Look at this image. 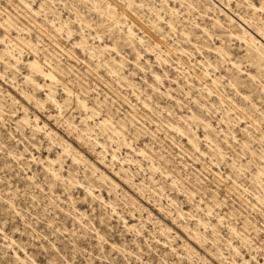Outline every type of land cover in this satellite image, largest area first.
Returning <instances> with one entry per match:
<instances>
[{
	"label": "rangeland",
	"instance_id": "obj_1",
	"mask_svg": "<svg viewBox=\"0 0 264 264\" xmlns=\"http://www.w3.org/2000/svg\"><path fill=\"white\" fill-rule=\"evenodd\" d=\"M0 23L25 39L18 70L0 41V264H264V0H0ZM34 59L58 81L26 84ZM62 143L54 181L31 156Z\"/></svg>",
	"mask_w": 264,
	"mask_h": 264
},
{
	"label": "bare ground",
	"instance_id": "obj_2",
	"mask_svg": "<svg viewBox=\"0 0 264 264\" xmlns=\"http://www.w3.org/2000/svg\"><path fill=\"white\" fill-rule=\"evenodd\" d=\"M253 9L256 10L257 8L255 6H253ZM0 25L3 26L6 31L10 32V28H7L2 23H0ZM244 32L246 34V31H244ZM127 37H129V39H135L136 38L135 40H137L138 43H140V44L143 43V39L141 37L140 38L136 37V35L133 32L132 28H129ZM11 38L12 37H10L8 35H5L4 37L0 38L1 43L4 44L5 47H6V49L3 50L2 53H1L2 57H6L7 58V59H4V60L2 58L1 59L4 62L5 69L18 70V66H19L21 58L17 57L16 53L14 54L13 51H16L17 49L12 50L11 49V44L15 40L23 43L25 39L22 38L20 34H18L16 39H11ZM7 41H9V43ZM245 42H246V45H247V48H246L247 49V55L246 56L252 61V64L254 66H258L259 65V56H264V45L262 43L256 44L255 43L256 40L253 37H251L249 42H247L246 40H245ZM132 44H134L133 41H132ZM112 50L117 52V54L119 55L120 52L118 51V48H113ZM218 51L221 53V51H224V50H223V48H221V49H218ZM18 55H22V52L19 51ZM221 55H223V54H221ZM231 63H232V66H233V68L235 70H237L238 72H243V69H241V65L240 64L235 63L233 61ZM27 67H28V70L30 72V75H28L26 77V80H27L26 84H31L34 87L35 90L40 89L42 86H40L39 84L36 83V80L33 78V75H38V76L42 77L44 80H46V81H52V82L58 81V79L55 76L54 72L51 71V70H47L46 71L44 66L40 63V61L38 59H34L32 61H29L28 64H27ZM5 74L6 73L2 74L0 72V77L5 78ZM248 77L250 79H255V76H253L251 74H249ZM154 78L157 81L160 80V76L157 75V74H155ZM14 79L15 78H13V80ZM214 83H215V80H214ZM206 89L208 90V93L211 94V89H209V88H206ZM155 90H156V88H155ZM157 90H159V89H157ZM22 94L25 95V92L22 91ZM26 96H29V95H26ZM51 97L52 96L50 95L49 98L51 99ZM77 101L80 103V105L84 109L88 110L87 104H86V102L84 100H80V98L78 97ZM2 106H3L2 103H0V120L2 122H4V120H3V112L1 111ZM109 122H110L109 120H104L103 123L106 124V123H109ZM25 124H27V125L30 124V122L27 119V117H24L20 122L17 123L18 126H22V125H25ZM31 129H33L34 132H42V131L44 132V130H45L44 127H41V125L39 124L37 117H36V119L34 121V126ZM44 134H46V136L49 137V139H50V137L53 135V132L48 133L47 131H45ZM62 145H63V147H62L63 155H60L58 157L59 161L53 159L51 156H47L46 159H44V160L42 158L36 159L33 155L31 156L32 157L31 159H33L34 161H38L39 160L44 165V167L46 169V172L50 174L51 178H53L54 181H63V178L65 177L63 175L64 165L62 164V163H64V160L62 161V159H65L66 156L68 157V155H71L72 157H74L73 161L77 160V158L75 157V154H73V153L71 154L72 150H71L69 144L62 143ZM191 145L195 149H198V146H197L196 143L192 142ZM140 152H143V150H140ZM57 168H58V170H57ZM72 182L74 183V181H72ZM77 184L79 186L83 185V183H81L79 181L77 182ZM86 190H87V193L90 196H94V193L91 191L90 188L86 187ZM258 200L262 201L264 203V195L259 197ZM181 214H183V213H181ZM198 224L203 225L205 227L207 226V224L204 223L201 220L198 221ZM234 249H235L236 252H239L238 248L234 247ZM245 263L249 264V262H247V261H245Z\"/></svg>",
	"mask_w": 264,
	"mask_h": 264
}]
</instances>
